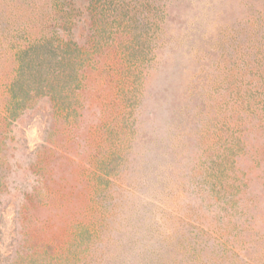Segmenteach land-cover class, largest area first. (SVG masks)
Listing matches in <instances>:
<instances>
[{
    "label": "rangeland",
    "instance_id": "rangeland-1",
    "mask_svg": "<svg viewBox=\"0 0 264 264\" xmlns=\"http://www.w3.org/2000/svg\"><path fill=\"white\" fill-rule=\"evenodd\" d=\"M0 264H264V0H0Z\"/></svg>",
    "mask_w": 264,
    "mask_h": 264
}]
</instances>
